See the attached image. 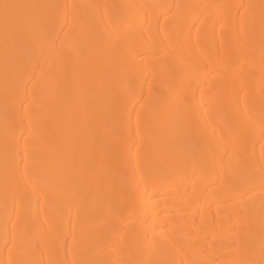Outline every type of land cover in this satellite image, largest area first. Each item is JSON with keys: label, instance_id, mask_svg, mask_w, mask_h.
Returning a JSON list of instances; mask_svg holds the SVG:
<instances>
[{"label": "bare ground", "instance_id": "obj_1", "mask_svg": "<svg viewBox=\"0 0 264 264\" xmlns=\"http://www.w3.org/2000/svg\"><path fill=\"white\" fill-rule=\"evenodd\" d=\"M0 264H264V0H0Z\"/></svg>", "mask_w": 264, "mask_h": 264}, {"label": "rangeland", "instance_id": "obj_2", "mask_svg": "<svg viewBox=\"0 0 264 264\" xmlns=\"http://www.w3.org/2000/svg\"><path fill=\"white\" fill-rule=\"evenodd\" d=\"M6 8H7V6H5ZM4 7V9H6ZM3 8H1V10H2ZM168 76V75H167ZM165 82V81H164ZM92 85H96V82H93V84ZM169 96V95H168ZM56 137H58V135L56 136ZM22 151H23V148H21L19 151H17V154H16V156H15V158H17V157H20L23 153H22ZM215 186H211V187H208L209 189H211V188H214ZM237 211V209H236V207L235 206H228V208H227V210L223 213V215H222V217H221V219H225V218H227L228 216H230V215H232L233 213H235ZM26 234H27V232H26V229H23L22 230V232H21V235L22 236H24L23 237V239L25 240V237H26ZM29 242V241H28ZM25 243L24 245H23V247H29L32 243Z\"/></svg>", "mask_w": 264, "mask_h": 264}]
</instances>
